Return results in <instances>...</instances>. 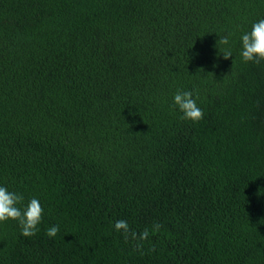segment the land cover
Returning a JSON list of instances; mask_svg holds the SVG:
<instances>
[{"label":"trees","instance_id":"16d2710c","mask_svg":"<svg viewBox=\"0 0 264 264\" xmlns=\"http://www.w3.org/2000/svg\"><path fill=\"white\" fill-rule=\"evenodd\" d=\"M261 19L264 0H0V186L43 208L31 237L0 222V264H264V61L241 56Z\"/></svg>","mask_w":264,"mask_h":264},{"label":"clouds","instance_id":"9594fccd","mask_svg":"<svg viewBox=\"0 0 264 264\" xmlns=\"http://www.w3.org/2000/svg\"><path fill=\"white\" fill-rule=\"evenodd\" d=\"M241 56L244 62H254L259 64L264 61V19L252 25L251 31L242 35ZM219 43L227 45L229 38L220 37ZM225 59L232 57L230 50L223 53ZM174 105L182 113L181 119L198 122L203 118V111L197 106L196 99L193 98L191 91L177 90L173 97ZM24 197L17 192H10L6 187L0 186V222L9 219L16 220L19 223L21 234L25 237L36 235L39 231L38 225L41 223L43 208L38 199L33 198L21 210L17 207L23 202ZM126 224L125 221H117L115 227L120 230ZM159 227V226H157ZM59 231V226H52L46 230L49 237H55Z\"/></svg>","mask_w":264,"mask_h":264}]
</instances>
